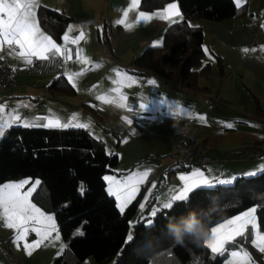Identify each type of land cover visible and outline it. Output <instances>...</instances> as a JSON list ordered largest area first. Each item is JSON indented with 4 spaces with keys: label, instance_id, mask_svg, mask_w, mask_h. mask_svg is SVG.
I'll use <instances>...</instances> for the list:
<instances>
[{
    "label": "crops",
    "instance_id": "crops-1",
    "mask_svg": "<svg viewBox=\"0 0 264 264\" xmlns=\"http://www.w3.org/2000/svg\"><path fill=\"white\" fill-rule=\"evenodd\" d=\"M140 1L133 7V0H35L36 27L60 48V53L47 55L60 59L62 70L31 72L28 61L33 57H21L19 46L15 52L0 44V51L2 46L5 48L3 56L21 70L13 85L0 91V102L6 103L7 109L12 107V115L19 117L13 123L43 125L49 119H59L62 124L71 121L87 125L84 128L104 142L107 152L118 156L116 170L120 173H108L104 178L125 182L133 175L147 172L131 201L143 188L139 208L141 204L146 206L150 197L152 206L158 208L183 186L181 176L200 171L213 181L229 180L262 168L264 113L259 109L264 112V0H234L237 14L220 21L189 20L202 31L204 45L201 67H205L197 77L199 87L195 90L173 87L151 72L133 71L132 60L149 47L162 46L166 28L172 20L183 18L176 1L150 10L140 8ZM172 3L177 5L179 16L171 11L168 13L171 19L153 15L164 12ZM39 6L60 11L70 18L59 40H54L40 26L36 16ZM140 13L151 18L138 20ZM122 19L125 23H118ZM81 33L83 38L79 39ZM59 76L72 86L71 93L50 91L49 86ZM182 123L189 124L193 139L207 146L211 159L207 165L188 169L173 166V134ZM13 181L0 186L19 183ZM27 181L19 189L20 194L36 182ZM37 187L27 199L47 216L33 198ZM109 187L107 181V191ZM116 202L120 203L117 199ZM254 219L259 232L264 234L259 228L256 209ZM46 222L39 217L36 222L29 221L25 225V238L17 240L18 230L6 227L0 213V264H43L33 242L46 240ZM247 230L251 233L250 245L230 247L221 264H231L235 258L230 253L241 250L250 256L249 264H264V251L252 243L251 225L245 233Z\"/></svg>",
    "mask_w": 264,
    "mask_h": 264
},
{
    "label": "trees",
    "instance_id": "trees-1",
    "mask_svg": "<svg viewBox=\"0 0 264 264\" xmlns=\"http://www.w3.org/2000/svg\"><path fill=\"white\" fill-rule=\"evenodd\" d=\"M170 1L179 4L183 18L166 28L162 46L149 47L132 60L133 71L151 72L173 87L195 90L199 87L197 77L205 67H201L204 45L202 31L189 20L220 21L235 16L237 6L234 0H141L140 8H160ZM36 16L43 30L56 41L70 19L45 6L37 8ZM49 89L63 94L73 91L63 76L53 80ZM259 112L264 113L261 109ZM172 158L175 161L173 151ZM117 164V154L107 152L104 142L87 128L17 124L7 127L0 137V185L23 178L38 179L33 198L42 209L54 214L66 244L54 264H82L88 257L96 264H221L230 247L250 245L251 233L247 230L244 236L228 243L222 254H212L204 241L193 243L182 232L190 214L205 221L210 234L214 225L255 207L259 228L264 230V167L255 175L237 176L232 183L204 187L192 194V203L176 202L173 210H162L152 218V197L138 212L143 188L120 212L104 179L108 173H120ZM173 166L190 168L177 163ZM148 219H154V223L147 225ZM172 225L181 229L182 244L174 241ZM77 230L80 233H75ZM130 234L134 238L126 244Z\"/></svg>",
    "mask_w": 264,
    "mask_h": 264
},
{
    "label": "snow or ice",
    "instance_id": "snow-or-ice-1",
    "mask_svg": "<svg viewBox=\"0 0 264 264\" xmlns=\"http://www.w3.org/2000/svg\"><path fill=\"white\" fill-rule=\"evenodd\" d=\"M137 3L138 0H133L132 6L135 7ZM35 6V0H0V44H6L9 47L13 45L19 46L21 49L19 55L23 58L35 57L38 59H47L48 53L58 54L61 50L50 37L39 33L34 21L35 13L33 12V8ZM170 11L177 16L180 15L175 3L168 5L164 12H158L153 15H157L162 19H171L168 15ZM124 17H127V11H125ZM150 18L151 16H147L145 13H140L138 20ZM172 22L175 23L176 21L172 20ZM118 23H125V19L118 21ZM126 26L131 27V25ZM82 38L83 33H81L79 39ZM72 42L76 43L75 40ZM28 62L30 63L31 60ZM69 80H71V77H69ZM149 83H154V81H149ZM98 99L104 98L98 97ZM140 107L143 109L145 105L142 104ZM12 119L17 120L19 117H12ZM125 119L127 118L125 117ZM128 122L131 123V121ZM5 124L7 127H11V124H7V122H5ZM24 126L32 127L34 125L25 124ZM35 126H43L45 128L87 127V125L83 123L73 124L71 121L62 124L59 119H49L47 123ZM227 126L232 127L231 124ZM5 131L6 128L4 126H0V137L5 134ZM146 176L147 172H144L139 176L133 175L125 182H115L112 177L108 176L104 178L110 182V187L108 189L109 193L115 195L116 199L120 201L118 204L120 212L125 211L127 203L131 201L133 194L138 190L137 185L141 183ZM180 179L183 181V186L178 192L173 194L167 202L163 203L161 207L154 208L149 214L150 217L155 218L162 210H173L176 202L192 203V194L194 192L201 191L204 187L213 186L214 184L232 183L237 179V177H232L229 180L213 181L208 179L203 172L196 171L191 175L181 176ZM27 183H29V181L23 180L19 183H8L0 186V213H2V218L6 227L18 230V235L16 237L17 240L25 238V233L27 232L25 225H27L29 221L36 222L38 217L49 222L53 219L51 216H45L41 213L40 210L32 205L27 199L28 196L31 195L32 191L35 190L39 181L32 184L26 193H19V189ZM113 186L115 187V191H113ZM81 192H83V188H81ZM140 207L143 209L144 204H141ZM254 212L255 208L249 209L240 216L231 220H226L224 223L217 224L215 227H212L211 235L204 240V243L213 253L222 254L225 245L235 241L237 237L244 236L245 230L249 225H251L254 236L252 243L260 251H264V234H261L258 230V226L254 219ZM153 223L154 219L146 220L147 225H152ZM33 231L38 230L33 229ZM56 238L59 239V236ZM133 238V235L130 234L125 243L127 244L131 242ZM38 243L39 241H34L33 245H37ZM230 256L235 258L231 264H249L250 256L243 250L239 252L232 251Z\"/></svg>",
    "mask_w": 264,
    "mask_h": 264
},
{
    "label": "built area",
    "instance_id": "built-area-1",
    "mask_svg": "<svg viewBox=\"0 0 264 264\" xmlns=\"http://www.w3.org/2000/svg\"><path fill=\"white\" fill-rule=\"evenodd\" d=\"M17 52L18 47H10ZM2 46L0 51V90L11 87L15 77L20 74V67L10 63L4 56ZM31 72L47 73L52 71L60 72L62 62L58 58L38 59L33 57L29 66ZM190 127L187 123H182L173 134L172 151L175 161L179 165L189 167H202L207 165L211 159L207 154V146L199 141L192 140L190 137Z\"/></svg>",
    "mask_w": 264,
    "mask_h": 264
},
{
    "label": "rangeland",
    "instance_id": "rangeland-1",
    "mask_svg": "<svg viewBox=\"0 0 264 264\" xmlns=\"http://www.w3.org/2000/svg\"><path fill=\"white\" fill-rule=\"evenodd\" d=\"M7 105L6 103H1L0 102V126H4L5 128H7V125L5 124V122H7V124H11V125H17L19 123H13V119L12 117H15V115H12V113L14 112L12 107H10L9 109H7ZM22 125V124H21ZM261 163H262V168L258 169V170H254L253 172H248L247 175H255L259 172H261L263 170L264 167V159L261 158ZM224 167V165L222 166ZM31 180L30 178H23L20 180H16V181H23V180ZM36 181H39L38 179H34ZM106 181V180H105ZM11 182H15V181H11ZM107 182V181H106ZM157 208L156 205L151 206L150 208V212L154 209ZM141 210V208L138 209V212ZM44 213H46L47 216H51L52 219V223L53 226L50 224L49 221H47V238L46 240H44L42 243H39L40 246H38L39 244H37V256H38V260H43L44 263L43 264H54L56 259L59 257V255L63 252L64 248H65V240L63 239V237L61 236L58 228H57V224L55 223V217L54 214L47 212L45 210H43ZM137 216L132 217V219L130 220V232L133 228V225L136 221ZM75 233H80V230H77ZM59 236V239H57L56 237ZM41 242V241H40ZM52 254L51 257H49V254ZM82 264H96L94 262V260L91 257H88L84 262H82Z\"/></svg>",
    "mask_w": 264,
    "mask_h": 264
},
{
    "label": "clouds",
    "instance_id": "clouds-1",
    "mask_svg": "<svg viewBox=\"0 0 264 264\" xmlns=\"http://www.w3.org/2000/svg\"><path fill=\"white\" fill-rule=\"evenodd\" d=\"M208 225L205 221L198 218L195 214H190L183 222L184 234H187L193 243L199 244L208 238L209 233L207 231ZM170 231L173 234L174 241L176 243H183V235L181 229L172 225Z\"/></svg>",
    "mask_w": 264,
    "mask_h": 264
}]
</instances>
